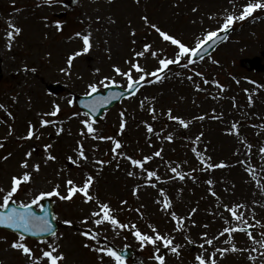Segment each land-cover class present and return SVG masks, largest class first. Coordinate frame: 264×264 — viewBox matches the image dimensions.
I'll return each mask as SVG.
<instances>
[{"label": "rangeland", "instance_id": "rangeland-1", "mask_svg": "<svg viewBox=\"0 0 264 264\" xmlns=\"http://www.w3.org/2000/svg\"><path fill=\"white\" fill-rule=\"evenodd\" d=\"M247 2L50 0L46 3L45 0H0V67L3 70L0 104L5 106L0 108V143L4 145L0 148V159L7 152H12L8 159L0 161V187L7 188L10 177L22 171L19 165L23 159H28L30 165L39 163L41 167L16 194L19 200L29 201L38 192L51 191L57 184L61 193L66 194L67 180L82 186L83 180L91 174L94 182L90 194L99 202L108 203L116 218L122 211L130 210L128 214L132 218L129 220H133L135 226L138 224L149 235H154L150 226L155 227L162 235L173 237L174 244L181 245L179 254L165 249L160 242L156 246H141V241L129 238L124 228H114L108 223L95 225L91 219V213L96 210L95 201L85 202L82 197L65 201L52 196L60 222L57 243L65 257L62 264H114L106 256L101 261V254L93 247H85L86 244L117 248L131 246L134 253L125 261L126 264H159L154 259L156 247L160 248L159 254L165 256L166 264H196L194 257L202 251L212 253L216 248L231 247L225 243L229 238L225 234L214 240L213 246L205 245L204 250L200 248L204 242L203 233L212 238L227 226L224 218L236 225L230 213L223 209L224 204H243L245 219L248 225L253 226L250 227L253 235L261 239L260 234L264 233V153L259 150L264 147V67L254 72L243 67L241 61L258 55L264 64V9L256 10L243 21H236V31L213 54L188 68L182 64L170 65L162 81L147 84L135 98L124 101L94 123L96 135L111 136L121 141L122 148L117 152L124 156L113 158L116 154L111 151L112 141L82 135L84 126L81 121L89 118L74 102L69 104L74 93L88 91L87 84L97 83L98 89H102L110 83L100 84L105 76L115 79L118 85L126 86V78L118 75L113 66L126 71L129 61H138L146 72L153 71L158 66L157 58L146 54L136 60L134 56L136 51L143 50L145 43L152 45V52H162L161 58H172L173 46L149 28L143 17L147 16L162 30L194 46L206 32L216 30L229 13L238 15L241 5ZM61 12L65 15L59 17ZM57 21L60 22V30ZM10 24L22 31L15 36L13 47L8 49L6 32L11 30ZM76 32H91L93 47L76 57L69 67L68 56L83 47L82 40L75 36ZM32 68L36 71H30ZM96 69L100 71L97 73ZM195 72L203 73V78L209 81H219L224 86L223 91L215 84H203V78L195 76ZM188 76H193V79L189 80ZM133 77L138 78L135 71ZM56 81L66 87L60 94L46 89L48 83ZM195 84L201 85L199 91ZM250 94L252 104L248 102ZM141 101H144L143 107ZM53 103L61 106V112L56 117L44 115L52 111ZM151 107L156 110L154 122L151 121ZM170 107L173 115L191 121L187 129L175 121L161 130L156 120L166 117ZM134 111L136 117L132 115ZM121 112L125 113L123 120L126 121L122 132L119 127ZM73 113L79 115L74 116ZM201 115L205 118L197 119ZM213 116L221 118L212 119ZM41 118L53 119L57 123L42 127ZM145 122L153 126V133L147 132ZM237 122L239 137L228 132L231 124ZM30 124L34 126L35 135L24 139ZM58 128H63V132L58 134ZM200 133L203 136L197 143L195 138ZM168 134H172L173 140L164 139ZM78 144L84 145L87 160L78 157ZM249 144L250 152L246 147ZM45 145L52 147L45 148ZM193 147L205 157H211L209 162L224 161L229 166L205 171V165L195 156ZM161 149V157L153 156L145 165L146 169L155 170L161 177L157 188H153L146 183V173L134 169L125 156L140 159ZM27 152H32V156L26 157ZM48 154L55 155L57 159L45 163ZM69 156H73L76 162L68 160ZM98 160L110 163L101 166L96 163ZM68 161L74 164L73 168L68 166ZM169 165H179V171L191 175H186L183 181L170 179L175 174ZM249 166L251 171L246 170ZM129 171H135L136 175L129 176ZM210 179L214 181L212 185L207 184ZM137 186L139 191L134 194ZM159 187L166 190L172 202L170 209L162 207ZM209 188L217 193V197L211 195ZM193 208L195 213H192ZM171 212L186 218L184 230H176ZM86 217H89L87 222ZM66 219L72 223L64 224ZM257 220L260 224H256ZM89 229L99 233L100 239L92 241L84 237L83 231ZM0 237L5 238L0 240V264H30L28 257L10 247L14 236L0 233ZM186 237L194 243H189ZM232 240L237 248L244 251L227 252L224 256L217 254V264H260L259 254L252 251L253 247L259 246L248 238L246 232H235ZM27 242L36 255L46 247L41 241L28 239ZM249 255L256 256L257 260H249Z\"/></svg>", "mask_w": 264, "mask_h": 264}, {"label": "snow or ice", "instance_id": "snow-or-ice-1", "mask_svg": "<svg viewBox=\"0 0 264 264\" xmlns=\"http://www.w3.org/2000/svg\"><path fill=\"white\" fill-rule=\"evenodd\" d=\"M46 3H49L50 0H45ZM258 9H264V0H248L247 3L241 5V11L237 15L236 13H229L224 19L222 24L213 31L206 32L202 38H199L195 41L194 46H189L188 44L182 42L180 39L176 38L174 35H171L168 31L162 30L157 24L152 23L149 21L148 17L145 16L142 19L144 20L145 24L154 30L156 33L159 34V36L168 44L173 46V53L172 58H161L163 56V53H156L152 52L151 48L152 45L145 43L143 45L142 51H136L134 53L135 57H144L146 54H150L151 56L158 59V66L151 72H146L145 69L141 66V64L138 61H129V67L126 71L122 70L118 66H113L114 71L120 75L126 78L127 80V88L129 90L128 95L132 96L135 95L136 91H139L140 87L143 86L144 83L152 84L159 81H162L165 78L166 70L169 69L170 65H180L184 68H188L191 65H195L197 60L196 58L199 57L200 60H203L205 58V55L208 52V46L210 42H215L216 39H227V36H221V33L227 32L234 23L237 20L243 21L246 18L253 15L254 12ZM57 28L58 30L61 29L60 22L57 21ZM10 31L6 32V40H7V48L11 49L13 47V41L15 36L19 35L22 31L19 27H16L14 25L10 24ZM134 34V33H133ZM75 36L80 38L83 43V47L80 51L73 52L71 55L67 58V64L69 67L72 66L73 61L76 57L80 56L82 53H87L89 50L93 47L92 43V33L88 32L87 34L76 32ZM26 71L27 67L25 68ZM30 71L35 72L36 69L32 68ZM61 71H66V69H61ZM100 70L96 69V72L98 73ZM136 72L138 74V78L133 77V72ZM179 74V73H178ZM195 76H200L203 78V73L195 72ZM189 80L193 79V76L187 77ZM105 81H109L107 87H110L112 85L117 84V81L115 79H112L108 76H105L103 80L100 82V84H104ZM203 84H215L216 87L223 91L224 86L219 83V81H209L206 78H203ZM87 89L84 93L86 97L91 98L93 96V93H96L98 91V84L97 83H89L87 84ZM195 88L197 91L200 90L201 85L195 84ZM245 91H249L245 89ZM120 93H110L109 97L104 96H97L94 99H89L87 102L81 101V103H86V107H88L91 110V113H95L98 111L99 107L102 104H106L109 102V100L112 97L118 96ZM147 99V98H145ZM234 99V98H233ZM248 102L249 104L253 103V97L250 94L248 96ZM73 101L69 100V104H72ZM144 106V101H141V107ZM5 106L3 104H0V108H4ZM149 111L153 114V119H156L155 116V108L151 107L149 108ZM215 111V110H213ZM61 112V106L59 104L53 103L52 111L49 113H45L46 116L56 117ZM91 113L87 114L90 115ZM11 115V113H9ZM74 116L79 115L78 113H73ZM125 113L121 112V123H120V130L121 132L126 127V121L123 120ZM168 118L177 121L180 126L187 129L191 123V121L185 120L184 118L180 116H175L172 114V110H168ZM205 116L201 115L197 119L203 120ZM219 116H213L212 119H220ZM57 121L53 119H45L41 118L40 125L48 126L52 124H56ZM95 121L91 119H84L81 121V124L84 126L81 129L82 135H91L94 139L99 140H109L112 141L113 147L111 148V151L116 154L114 155V159L117 158V156H124L123 153H118L117 150L122 148L121 141L119 139H114L111 136H102V135H96V129L93 127ZM146 123V128L148 133H153L154 129L151 124ZM11 132V129H10ZM63 132V128H58L57 133ZM228 132L230 134H235L239 137V127L238 122L232 123L231 127L228 129ZM35 135V129L34 126L31 124L29 125L28 131L24 139H31ZM157 135H159L157 133ZM203 136V133H200L196 138L195 141L198 143L200 141V138ZM164 139L171 141L173 140L172 134H168ZM3 143H0V148H3ZM52 145H45V148H51ZM249 152L251 151V145H246ZM192 151L194 152L195 156L204 163L205 168L204 170L207 171L209 169H215V168H226L229 165L226 164L224 161H221L219 163H211L209 162L211 160V157H205L200 151L197 150L196 147L192 148ZM261 153H264V147L260 148L259 150ZM77 153L78 157L83 160H87L88 157L85 154L84 145L78 144L77 147ZM26 157H31L32 152H27ZM162 155V149L159 151H156L152 156L146 155L143 156L140 159L133 158L131 155L125 156V159L130 162V164L133 166V168H138L141 170L142 173H146V183L150 185L153 188H157V184L161 182V177L158 176L157 172L155 170H148L146 169L145 165L147 162L151 161L153 159V156L155 157H161ZM11 156V153L8 154V156L3 157V159H8V157ZM57 157L52 154H48L47 160L44 162L47 163L48 160L55 161ZM68 160L73 161L75 163L73 156L67 157ZM97 164L103 166L106 163H110V161L106 160H98L96 162ZM238 163L244 164L245 161H238ZM20 168L21 172L17 175H12L10 177L9 185L7 188L0 187V199H2V202H0V226H6L11 229L18 230V236L16 239L11 241L10 247L22 252L26 257L29 258L30 264H62V261L65 259L62 252H60V245L57 243L59 237L57 236V232L53 226V220L50 218L52 215L49 213L44 205L41 203V201L47 197L56 196L60 200L65 201H71L74 196L77 194H81L85 202H96V210H94L91 213V219L92 222L97 225L101 226L106 223L110 224L112 227L116 228H127L128 225L120 222L112 213L113 210L111 209L110 205L108 203H102L99 202L96 198H94L90 194V189L93 186L94 178L91 174L87 175V177L83 180L82 186L77 185L73 180L69 179L65 182L66 184V194H62L60 191V185L57 184L51 191H40L29 201H16L14 200V196L21 190V186L24 184H28L33 177V172H39L41 165L39 163L36 164H29L28 159H23L20 162ZM119 167V165H117ZM170 167V171L174 173L175 175L173 177H170V179L179 178L181 181L185 179L186 175H191V173H184L182 171H179V165L176 167ZM247 171H251V166H249ZM129 176H135V171H129L127 173ZM255 178V177H254ZM155 180V182H153ZM214 181L211 179L207 181V184L212 185ZM139 191V186H137L133 192L136 194ZM158 192L160 196L163 198L162 200V207L167 210L172 207V202L170 198L167 197L166 190L163 187L158 188ZM209 192L213 197H217V193L213 191L211 188H209ZM160 201H158L159 203ZM122 203H127L126 201H122ZM33 205L38 206L42 210V214H38L36 211L33 210ZM223 209L230 213L231 219L236 223V225H232L231 222L227 219H225V226L222 231L219 232L217 236H214L212 238H208L207 233H203L202 237L204 238V242L200 244V248L202 250L205 249V245L213 246L214 240H218L220 237L224 236L225 234H228V240L225 241V243L230 244V248H216L215 251L212 253H207L206 251H202L201 253L197 254L194 259L196 264H217L216 256L219 254L220 256H224L227 252H241L244 251V249L237 248L235 243H233L232 237L235 232H246L248 238L259 247H253L252 251H255L259 254L260 257V264H264V233H261V239H257L252 231H249L248 228L253 227L251 225H248V221L245 219V212L244 208L245 206L243 204H224L222 205ZM137 212H140V209H136ZM196 209H192V213H195ZM191 215V214H190ZM171 217L174 221H176V230L181 231L185 229V217L178 216L176 212H171ZM190 218V217H189ZM254 219V217H253ZM89 220V217L85 218V222ZM64 224H71V220H64ZM195 221H193V224ZM256 224H260V221H256ZM247 225V227L242 226ZM132 227L135 229L134 235L136 239L141 241V246L144 244H151L153 246H156L158 242L162 244V246L165 249H169L173 254H179V249L181 248V245L174 244V238L171 236H165L162 235L155 227H152V233L154 235L144 234L142 233L138 228H136L135 225H132ZM27 233H32L33 235H36L38 233H47L49 234V238H45L41 240V243L45 244V248L40 249V254L36 255V253L33 251V248L29 246L27 242ZM82 235L86 238H89L92 241H97L100 239V234L89 229L86 231H83ZM106 239V238H105ZM189 243H194L190 238H187ZM85 247H93L94 251L100 253V260L103 261L104 257L110 258L114 264H126L125 258L122 253H120L117 249L113 248L112 246L108 245H88L86 244ZM156 255L154 256V259L159 261V264H166L165 256L160 255V248H155ZM249 260L256 261L257 257L249 255Z\"/></svg>", "mask_w": 264, "mask_h": 264}, {"label": "water", "instance_id": "water-1", "mask_svg": "<svg viewBox=\"0 0 264 264\" xmlns=\"http://www.w3.org/2000/svg\"><path fill=\"white\" fill-rule=\"evenodd\" d=\"M230 30H228L227 32H225L224 34H222L221 36H226L228 33H229ZM224 39H216L215 42H210L209 43V46H208V50L210 47L218 44L219 42L223 41ZM245 62L248 64V66L250 68H258L259 67V63H258V60L257 59H247L245 60ZM1 75V73H0ZM128 92L129 90H121V89H116V88H108L107 91H106V94H102V93H96L94 94L91 98L87 97V98H80L78 97V103H80L83 108L88 111L89 113H91V110L86 107V103H81V101H85L87 102L89 99H94L95 97L97 96H104V97H109V94L110 93H120V95L118 96H115V97H112L108 103L106 104H102L98 111H96L95 113H91L93 116H96V117H99L100 114L102 113L103 110L109 108L110 106H113L117 101H119L123 96H126L128 95ZM47 210V209H46ZM48 211V210H47ZM49 212V211H48ZM50 213V212H49ZM1 227H6V226H1ZM27 235H31V236H37V237H45V236H48L49 234L47 233H38L36 235H33L32 233H27Z\"/></svg>", "mask_w": 264, "mask_h": 264}]
</instances>
